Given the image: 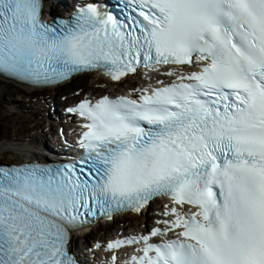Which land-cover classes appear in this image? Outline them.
<instances>
[{"label": "snow or ice", "instance_id": "6c2138e0", "mask_svg": "<svg viewBox=\"0 0 264 264\" xmlns=\"http://www.w3.org/2000/svg\"><path fill=\"white\" fill-rule=\"evenodd\" d=\"M0 0V74L173 78L68 109L70 160L0 164V264H85L74 233L166 198L158 226L94 247L123 264H264V0ZM150 79L151 76L149 75Z\"/></svg>", "mask_w": 264, "mask_h": 264}, {"label": "rangeland", "instance_id": "374dc122", "mask_svg": "<svg viewBox=\"0 0 264 264\" xmlns=\"http://www.w3.org/2000/svg\"><path fill=\"white\" fill-rule=\"evenodd\" d=\"M89 80H91L90 82L93 83L92 79H94L93 77L88 76ZM95 81H98L95 79ZM96 83L94 84L93 87L96 88ZM81 86L79 84V86L77 88H72L70 87L69 90L70 91H74L79 89ZM2 92V93H1ZM3 92H5V95L3 97ZM63 91H60V93H62ZM12 93H14V87L13 86H9V88H7L6 86L1 87L0 89V103L4 102L5 105L9 108V109H16L18 110V113H16L17 115L13 116L10 119H6V120H2L1 116L4 117L3 115H1L0 113V140L5 139H11V138H15V137H22L25 136L26 141H29V138L31 135H35V134H40V130L37 129L36 127H33L35 123L41 122L42 120H44V112L40 111L38 105L34 104V106H29V103L25 100L24 102H18L16 104H12L11 103V97H12ZM62 94L58 95V99H61ZM19 101V100H18ZM3 103V104H4ZM3 104H0V108L1 106L4 107ZM20 104V105H19ZM8 114V113H7ZM26 128H31L28 131H24ZM52 131H55V129H52ZM26 132H28L26 134ZM2 142V141H1ZM39 145V144H37ZM5 148L1 147L0 148V159H10V160H18L15 154V151L10 152V153H3L2 150ZM136 219L139 217H135ZM126 221H129V219L127 218H123L122 220H120V223H125ZM143 223L140 224V226H142Z\"/></svg>", "mask_w": 264, "mask_h": 264}, {"label": "bare ground", "instance_id": "6f19581e", "mask_svg": "<svg viewBox=\"0 0 264 264\" xmlns=\"http://www.w3.org/2000/svg\"><path fill=\"white\" fill-rule=\"evenodd\" d=\"M89 76L94 78V79H92L93 83L90 82L91 80H89L88 76H78V78H77L79 80V82H80V86L84 87L83 93L87 92L88 90H90L89 91L90 93H96L97 91H99L100 94H101V92L103 93L105 90H101V89L93 87L95 82H96L95 81V77L97 76V74H92V75H89ZM6 87H8V86H6ZM69 87H70V84L67 83L63 87L62 90L64 92H66L67 94H70ZM27 89H30V88L27 87ZM54 95L56 96V98H58L59 91L55 90L54 91ZM73 97L74 96L69 95L70 99L73 98ZM75 98H79V97L76 96ZM12 102H13V104H16V103H18V100H12ZM3 103L4 102H1L0 104H3ZM55 104L57 106L60 104L59 99H55ZM3 105H4V107L1 106V108H0L1 115L4 116V117L1 116L2 120L10 119L13 116L17 115L16 113H18V110L9 109L5 105V103ZM43 138H44V134L43 133L35 134L32 137H30V140H29V142L27 144L18 142L17 145H9L8 147H10L11 149H14V151L16 153V156L19 158L20 161L25 160L26 157H29L31 159L32 158H40V149L37 146L33 145V144L35 142H39V141L43 140ZM17 139H22V138L18 137V138L14 139V140H17ZM2 144L3 143H0V147H1ZM4 144H6V143H4ZM8 153H10V151H8ZM135 217H139V219L138 218L136 219ZM124 218H128L129 220H131L129 225H128V227L129 226L138 227V226H140V223L145 220L144 216L140 217V216H137V215H134V214L125 215ZM116 228H120V225H118V222H115L113 224H109V232H111V231H115L116 232ZM123 228H125V226H123ZM108 234H103V235H108ZM103 235H101V236H103Z\"/></svg>", "mask_w": 264, "mask_h": 264}]
</instances>
